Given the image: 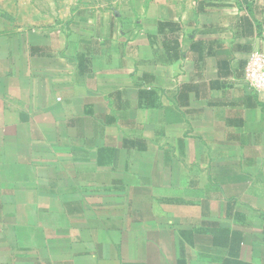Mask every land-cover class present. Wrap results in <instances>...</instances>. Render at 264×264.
<instances>
[{"label": "crops", "instance_id": "crops-1", "mask_svg": "<svg viewBox=\"0 0 264 264\" xmlns=\"http://www.w3.org/2000/svg\"><path fill=\"white\" fill-rule=\"evenodd\" d=\"M264 0H0V264H264Z\"/></svg>", "mask_w": 264, "mask_h": 264}, {"label": "built area", "instance_id": "built-area-1", "mask_svg": "<svg viewBox=\"0 0 264 264\" xmlns=\"http://www.w3.org/2000/svg\"><path fill=\"white\" fill-rule=\"evenodd\" d=\"M244 79L254 91H264V53L253 51L249 54L244 69Z\"/></svg>", "mask_w": 264, "mask_h": 264}, {"label": "rangeland", "instance_id": "rangeland-1", "mask_svg": "<svg viewBox=\"0 0 264 264\" xmlns=\"http://www.w3.org/2000/svg\"><path fill=\"white\" fill-rule=\"evenodd\" d=\"M81 1L98 3V4H111L112 2H115L116 0H81Z\"/></svg>", "mask_w": 264, "mask_h": 264}]
</instances>
